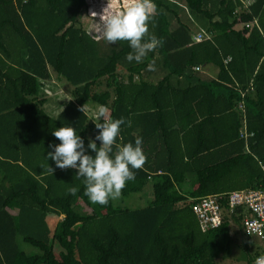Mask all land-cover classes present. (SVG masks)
I'll use <instances>...</instances> for the list:
<instances>
[{"label": "trees", "instance_id": "16d2710c", "mask_svg": "<svg viewBox=\"0 0 264 264\" xmlns=\"http://www.w3.org/2000/svg\"><path fill=\"white\" fill-rule=\"evenodd\" d=\"M178 1L201 21L207 38L192 43V20L174 2L153 0L149 32L163 46L137 63L126 59L127 42L111 44L79 26L80 13L92 6L86 0H0V264H216L228 252L229 228H241L244 210L235 208L218 227L201 232L190 206L206 195L264 190V0L245 7L239 0ZM120 3L114 8L121 10ZM206 64L217 69L213 80L192 69ZM50 72L72 87L55 117L37 95ZM179 78L188 86L172 83ZM240 99L252 132L245 143L237 135ZM87 104L131 121L121 125L117 143L142 137L146 163L120 197L150 182L146 206L93 204L76 169L61 170L47 159L54 151L49 145L60 143L52 132L62 126H72L86 154L95 155L88 143L100 130L80 110ZM71 187L78 188L75 195ZM219 202L226 208L225 195ZM240 255L253 264L264 250L251 256L241 243Z\"/></svg>", "mask_w": 264, "mask_h": 264}, {"label": "clouds", "instance_id": "9594fccd", "mask_svg": "<svg viewBox=\"0 0 264 264\" xmlns=\"http://www.w3.org/2000/svg\"><path fill=\"white\" fill-rule=\"evenodd\" d=\"M155 11L153 0H127L121 10L113 7V0H108L101 13L93 11L90 16L99 15L95 24L99 38L111 44L127 42L131 51L126 59L140 63L150 52L163 46V40L149 32V22L154 18ZM148 69L156 70L154 61L149 63ZM80 110L84 112L83 106ZM92 120L100 130L88 143L94 156L86 154L84 140L72 126H62L52 132L60 143L49 145L54 151L48 152L47 159L53 160L61 170L76 169V177L83 178L84 194L88 199L93 204L107 205L109 200L120 198L127 181L135 180L134 170L143 168L146 155L142 150V137H136L134 144L117 143L121 125L127 123L131 126V121L126 122L123 117L110 118L104 106L99 107ZM97 140L101 141L99 147ZM48 171L53 174L55 169L48 165ZM67 191L75 195L78 188L71 187ZM254 264H264V255L258 256Z\"/></svg>", "mask_w": 264, "mask_h": 264}, {"label": "built area", "instance_id": "2783aa9c", "mask_svg": "<svg viewBox=\"0 0 264 264\" xmlns=\"http://www.w3.org/2000/svg\"><path fill=\"white\" fill-rule=\"evenodd\" d=\"M242 6H246L243 0H239ZM108 2V1H107ZM107 2H103L100 5H107ZM127 0H121L119 7L122 9L126 6ZM115 5V0H113ZM99 5V4H98ZM255 24V21L243 24L244 28H249ZM206 36L197 34L193 36L192 41L198 42L203 40ZM229 58L224 60L227 62ZM197 70V68H194ZM248 89H252L251 85H248ZM240 92V91H239ZM243 92H240V98L243 97ZM236 110L241 114V123L238 129V138L245 143L251 136L252 132H248L245 123L244 116V104L240 99L236 104ZM246 149V146H245ZM261 171L264 173V165H260ZM225 195L224 208L219 202V196ZM237 207H241L244 210V215L240 220L242 232L245 236H252L264 241V190L263 189H244L233 190L225 194H212L197 198L190 206L191 212L195 217L197 226L201 232L207 229L216 228L222 222L225 214H230ZM261 256V255H258ZM256 256L253 260V264Z\"/></svg>", "mask_w": 264, "mask_h": 264}, {"label": "rangeland", "instance_id": "374dc122", "mask_svg": "<svg viewBox=\"0 0 264 264\" xmlns=\"http://www.w3.org/2000/svg\"><path fill=\"white\" fill-rule=\"evenodd\" d=\"M86 1H87V3L91 4L92 6L90 9H87V11L80 13L79 18H78V24L81 28H83V30L87 34H89L90 36H93L97 39L99 37H98V34L95 32V24H96V22L99 21V15H97L94 18H92L90 15H91V12H93V11H95L98 14L101 13V11L105 7V5H100V4H102L101 3L102 0H86ZM105 1H108V0H105ZM174 1H175L176 5L180 7V10H182V11L177 10L175 7H173V8L177 11V13L180 16L184 15V13L187 12V10L185 8H184L185 10L183 9L180 1H178V0H174ZM113 7H114V4H113ZM183 17L184 18H190V20H192L193 23L194 22L195 23H201V21L199 19L198 20L193 19V18L189 17L188 15L183 16ZM193 29H195V27H193ZM51 76H52V81H54L55 84L57 85L56 86L57 90L55 88H50L51 92H54V93H51V94L45 96L46 101L47 102H51V101L52 102H58V98H59V102H60L62 100H65L67 97H69L71 99L72 87L65 80L56 76L54 73H52ZM157 77H160V75L158 74ZM40 86H41V82L38 83L39 91L41 89ZM45 94H48V93H45ZM63 104H64V102H63ZM60 109H61V105L57 106L52 112H49L47 110L46 111H47V114L49 116L55 117V116H57L58 111H60ZM84 109H85L87 115L89 116V118L94 119L97 115L99 106L94 105V104H89L87 106L85 105ZM150 191L151 190H150V188H148V185H145V187L143 188V190L141 192L133 193V194H130L128 196L120 197L119 199L112 200V204L114 206H119L121 208L123 207V208H129V209H136L139 207L140 208L144 207L151 200ZM53 218H54L53 215H48L46 217V221H47L48 227L50 229H52V227L54 226L55 220ZM229 234H230L231 242H232L230 244L229 250L227 253H221L219 256L216 257V259H215L216 264H246L240 255L241 254V243H244L249 247V254L251 256L255 252L259 254L262 250H264L263 249L264 248V241L263 240H260L258 238L252 237V236L246 237L243 234L241 228H239V230L237 231V228L234 227L233 225H231L229 228ZM19 247L22 251H24L27 254L36 253V250L34 248L27 246L25 244H20Z\"/></svg>", "mask_w": 264, "mask_h": 264}, {"label": "crops", "instance_id": "0c3cea01", "mask_svg": "<svg viewBox=\"0 0 264 264\" xmlns=\"http://www.w3.org/2000/svg\"><path fill=\"white\" fill-rule=\"evenodd\" d=\"M170 1H172V2H174L175 3V1L174 0H170ZM245 1V3H248L250 0H244ZM176 4V3H175ZM183 9H184V7H183ZM185 10V9H184ZM183 16H187V12H185L184 13V15H181V17H183ZM184 18V17H183ZM185 19V18H184ZM189 20H190V18H188ZM194 24V25H193ZM198 24V25H197ZM191 30H190V40H191V42L192 43H196V42H193L192 41V38H193V36H195V35H197V34H202V35H204V36H206V38H207V34H205V32H204V29H203V26H202V24H200V23H193V21L191 22ZM193 27H195V29H193ZM206 38H204V39H206ZM203 39V40H204ZM201 41V40H200ZM199 42V41H198ZM196 67V66H195ZM195 67H192V69L198 74V76L201 78V79H205L206 81H209V80H213L214 78H215V76H216V73H217V69L215 68V67H213L212 65H208V64H206V65H203V66H201V67H196L197 68V70H195L194 68ZM51 72H50V77H49V79L48 80H45V81H39V83L41 82V89H40V91H38V93H37V95H38V97H41V98H43L44 99V102H43V105H42V107H43V110L47 113V111H49V112H52L57 106H59V105H61V109H62V107L64 106V104L67 102V101H69L70 100V98L69 97H67L65 100H62V101H60L59 102V98H58V102H47L46 101V99H45V96H47V95H49V94H51V93H54V92H51V89L50 88H55L56 90H57V85L55 84V82L54 81H52V76H51ZM152 76V75H151ZM159 77H157V75H153V77H151L150 78V81L151 82H155L157 79H158ZM58 81V80H57ZM174 85H176V86H178V87H180V88H185L186 86H188L187 85V82L185 81V80H182L181 78H179V79H174L173 80V82H172ZM190 86H192V85H190ZM72 90V89H71ZM45 93H48V94H45ZM59 94V93H58ZM60 95V94H59ZM64 95V94H63ZM62 96V95H61ZM63 102H64V104H63ZM87 105H89V104H87ZM86 105V106H87ZM85 107V106H84ZM83 107V108H84ZM236 108V107H235ZM61 109H60V111H61ZM47 110V111H46ZM85 110V109H84ZM60 111H58V113L60 112ZM86 112V111H85ZM87 114V113H86ZM88 116V115H87ZM88 118H89V116H88ZM145 185H148V188H150V182H146V184ZM145 185H144V187H145ZM143 187V188H144ZM143 188H142V190H143ZM187 189V185L186 184H184L183 186H182V190L184 191V190H186ZM141 190V191H142ZM140 191V192H141ZM62 218V216H59L58 218H57V220H60ZM264 249V248H263Z\"/></svg>", "mask_w": 264, "mask_h": 264}]
</instances>
